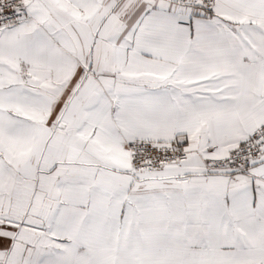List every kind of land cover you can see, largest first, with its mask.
<instances>
[{"label":"snow or ice","instance_id":"obj_1","mask_svg":"<svg viewBox=\"0 0 264 264\" xmlns=\"http://www.w3.org/2000/svg\"><path fill=\"white\" fill-rule=\"evenodd\" d=\"M0 264H264V0H0Z\"/></svg>","mask_w":264,"mask_h":264}]
</instances>
